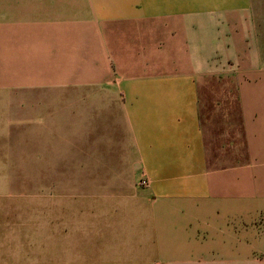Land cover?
<instances>
[{"label":"crops","instance_id":"1","mask_svg":"<svg viewBox=\"0 0 264 264\" xmlns=\"http://www.w3.org/2000/svg\"><path fill=\"white\" fill-rule=\"evenodd\" d=\"M1 178L0 264H264V0H0Z\"/></svg>","mask_w":264,"mask_h":264},{"label":"rangeland","instance_id":"2","mask_svg":"<svg viewBox=\"0 0 264 264\" xmlns=\"http://www.w3.org/2000/svg\"><path fill=\"white\" fill-rule=\"evenodd\" d=\"M40 190V179L1 178L0 202L50 201L53 196L40 194Z\"/></svg>","mask_w":264,"mask_h":264},{"label":"built area","instance_id":"3","mask_svg":"<svg viewBox=\"0 0 264 264\" xmlns=\"http://www.w3.org/2000/svg\"><path fill=\"white\" fill-rule=\"evenodd\" d=\"M138 185H139L140 187H145V186L148 185V181H147V179H146V177H145L144 174H142V175L140 176V178H139V180H138Z\"/></svg>","mask_w":264,"mask_h":264}]
</instances>
